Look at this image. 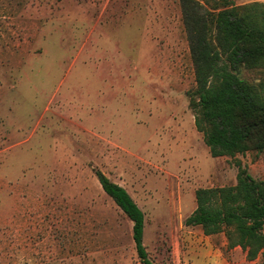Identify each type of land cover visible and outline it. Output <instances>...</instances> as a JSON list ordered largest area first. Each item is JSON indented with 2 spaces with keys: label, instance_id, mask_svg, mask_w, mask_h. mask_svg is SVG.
<instances>
[{
  "label": "rangeland",
  "instance_id": "1",
  "mask_svg": "<svg viewBox=\"0 0 264 264\" xmlns=\"http://www.w3.org/2000/svg\"><path fill=\"white\" fill-rule=\"evenodd\" d=\"M237 75L264 93V69ZM194 89L180 0H0V264H141L97 171L143 212L153 264H208L195 191L235 185V160L264 181V151L213 158Z\"/></svg>",
  "mask_w": 264,
  "mask_h": 264
},
{
  "label": "trees",
  "instance_id": "2",
  "mask_svg": "<svg viewBox=\"0 0 264 264\" xmlns=\"http://www.w3.org/2000/svg\"><path fill=\"white\" fill-rule=\"evenodd\" d=\"M180 4L194 66L189 107L195 129L213 158L264 151L263 88L237 75L241 67L264 69V5L235 6L232 0ZM234 166L235 185L195 191L196 208L184 225L199 226L205 236L223 233L227 250L239 247L247 261L261 255L264 264V181L254 179L239 160ZM95 175L104 193L131 221L140 263L153 264L143 244V212L124 188L100 171Z\"/></svg>",
  "mask_w": 264,
  "mask_h": 264
},
{
  "label": "crops",
  "instance_id": "3",
  "mask_svg": "<svg viewBox=\"0 0 264 264\" xmlns=\"http://www.w3.org/2000/svg\"><path fill=\"white\" fill-rule=\"evenodd\" d=\"M196 228L199 226H195ZM194 228V227H193ZM188 235L187 247L192 256H208V264H238L237 257L242 254L241 263H246L243 251L239 247L227 250L226 242L222 234L205 236L201 232ZM225 249V250H224ZM204 256V257H205Z\"/></svg>",
  "mask_w": 264,
  "mask_h": 264
}]
</instances>
